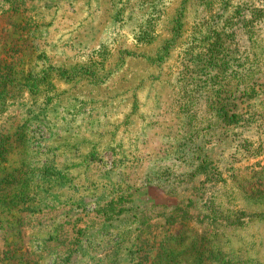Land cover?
<instances>
[{"label":"rangeland","instance_id":"374dc122","mask_svg":"<svg viewBox=\"0 0 264 264\" xmlns=\"http://www.w3.org/2000/svg\"><path fill=\"white\" fill-rule=\"evenodd\" d=\"M179 199L212 260L264 264V0H0V260H150Z\"/></svg>","mask_w":264,"mask_h":264},{"label":"trees","instance_id":"16d2710c","mask_svg":"<svg viewBox=\"0 0 264 264\" xmlns=\"http://www.w3.org/2000/svg\"><path fill=\"white\" fill-rule=\"evenodd\" d=\"M258 17L259 13L255 8L249 10L248 21H253L254 17ZM256 24L249 25V35L255 36L253 28ZM225 26H231V23H226ZM216 35L214 40L221 39L222 34L217 33L215 30H210ZM177 37V36H176ZM171 42L167 41L164 43V48L169 47ZM208 43L204 40L202 42V48L208 49ZM212 49V47H211ZM210 107L211 114L215 117V121H211L210 124H218L219 128L227 130L229 126L236 124L238 116L235 112L228 113L227 109L229 104L208 105ZM214 106V107H213ZM233 108L235 106H232ZM192 118L195 117L194 112L187 114ZM198 165L194 168V174L201 176L205 182L212 181L216 183L222 180L224 173L218 169V167L212 162L207 156L198 158ZM185 203V204H184ZM195 203L191 200L182 201L179 199L174 208L167 212L163 220V224H167V220H171L178 215L179 228L173 236L162 237L153 245L154 255L151 256L150 260H134L130 264H229L228 260H212V248L218 244V232L216 226H221V222L218 220L217 212L211 214V212L197 211L188 212L189 207ZM123 211V207L116 203L114 207L111 206L108 213L101 214L103 219L109 220L112 216L119 215ZM206 221V223H202ZM169 223V222H168ZM172 224V223H169ZM199 225L201 229L199 232L194 230L192 226ZM210 228V229H207ZM62 235V234H61ZM143 246V245H141ZM142 258L144 257L141 256ZM0 260V264H10L9 261L3 262ZM13 261V260H12ZM11 264H14L13 262ZM17 264V263H15ZM18 264H32L31 262H19ZM237 264V262H235Z\"/></svg>","mask_w":264,"mask_h":264}]
</instances>
